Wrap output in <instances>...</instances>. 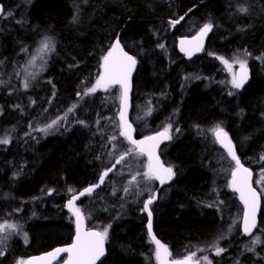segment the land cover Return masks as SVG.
I'll list each match as a JSON object with an SVG mask.
<instances>
[{"label":"trees","instance_id":"16d2710c","mask_svg":"<svg viewBox=\"0 0 264 264\" xmlns=\"http://www.w3.org/2000/svg\"><path fill=\"white\" fill-rule=\"evenodd\" d=\"M13 2L0 0L4 10ZM20 3L15 0L18 7L13 8V15L0 18V131H6L13 142L0 149V222L18 226L9 235L0 234L6 237L0 247L5 253L0 256V264H21L31 254L69 243L74 223L66 204L99 183L102 172L112 166L122 149L132 147L120 137L113 149L117 156L107 161L112 127L111 133L101 129L91 137L89 125L112 109L108 95L113 91L116 94L118 87H108L111 91L107 94L84 95L99 78L103 56L118 32L123 47L137 58L130 119L136 98L148 100L158 109L150 122L170 116L180 131L178 137L171 131V139L159 148L174 175L150 205L155 235L172 253L171 259H181L186 255L183 250L207 246L222 235L229 216L242 208L236 194L226 188V166L233 161L207 134L212 124L220 122L237 156L252 170L262 207L254 232L245 235L242 228H236L221 242L225 251L211 255L210 260L212 264H264V180L260 178L264 175V161L260 159L264 154V63L251 83L235 89L222 80L219 83L210 62L231 55L247 58L245 50H260L264 42V0ZM240 7L248 11L242 13ZM181 16L184 19L180 23L170 24ZM209 22L213 28L207 47L200 55L185 60L177 51V38ZM37 34L41 36L37 38ZM45 36L54 38L55 51L44 57L45 70L37 79H28L26 89L20 85L18 68L29 61ZM191 72L197 79L188 87L181 86V77ZM74 105L71 130L61 127L40 141H26L29 118L44 124L65 115ZM133 124L137 136L159 131L155 127L140 131L138 124ZM21 138L26 140L22 142ZM138 157L143 164L144 155L127 157L110 173L111 180L106 178L94 193L80 196L76 202L87 228L100 232L108 229L107 254L100 264H157L143 210L144 194L151 187L138 176L139 186L130 187L128 193L123 191L135 171L143 168L137 163ZM254 235L261 243L250 252L246 246H252Z\"/></svg>","mask_w":264,"mask_h":264},{"label":"snow or ice","instance_id":"6c2138e0","mask_svg":"<svg viewBox=\"0 0 264 264\" xmlns=\"http://www.w3.org/2000/svg\"><path fill=\"white\" fill-rule=\"evenodd\" d=\"M87 2V0H84ZM240 12L246 13L248 11L245 7H240ZM6 14L4 12V8L0 5V18H3ZM184 17L181 16L176 20H171V25H176L183 20ZM73 20L76 21L77 17H73ZM213 24L211 22L204 24L196 36L192 37L191 40H181V51L186 52L188 55H191L193 51H201L203 49V38L212 30ZM189 45L188 48H185V45ZM55 40L52 37L45 36L39 43V47L36 49V54L33 55L29 61L28 65L32 66L36 64L37 59L44 60L46 54L55 51ZM160 48H164L163 44L159 45ZM27 51V49H25ZM210 55H214L210 53ZM245 56H250L251 53L245 50ZM221 61V63L225 66V68L232 72V80L231 84L236 89H241L245 81L248 79L247 74V60L241 59L240 57L232 58V61L229 62V59L224 57H217ZM257 59H264V55L261 57H257ZM46 63V61H45ZM233 64H239L240 73L233 72ZM136 65V59L129 55L124 48L121 46L120 40L117 37L108 50L107 54L103 56V73L96 80L95 84L91 87H88L84 92V95L93 94L97 91L98 88L104 87L107 90L110 85H120L121 95L120 100L122 104V110L120 112V120L121 123L119 125L120 132L119 136L124 137L128 140V142L132 145V147L126 149L123 153H121L111 167L105 169L99 177V183L96 185H92L83 190V192L79 193V196L87 194H91L95 188H99L104 182L105 178L108 177L109 173L113 172L117 165H120L122 162L126 160L127 157L135 154L136 156L147 155L148 162L146 165V171L143 173L136 172L131 176V179L128 182V187H125L123 191L125 193L129 192V188L133 186H139L140 181H137V176H142L143 181L148 182L149 184L153 180H158L161 185H163L167 180H171L174 173L171 167H165L164 164L160 161V157L156 154V148L159 146L161 140L171 139L169 135V131L171 129V125L169 124L164 128L162 132H157L153 136H146L142 140H136L132 137V125L128 123V121L124 118L125 113L123 111L124 108L127 107L128 102V93L130 89V76L132 70ZM26 71V70H25ZM35 73H27L26 78L24 80V88L29 87V81L27 76H31L35 78ZM2 83V81H0ZM233 93H229L232 95ZM79 96L80 93H77ZM75 108H69L68 112H72ZM151 110H149L150 112ZM65 117L60 119H65ZM58 120H53L51 124L47 125L45 129H40L41 131H47L48 128H52L54 125L58 124ZM79 123L83 124V121H79ZM176 131H179L177 129ZM213 135L217 142H219L227 151L228 155L235 161V169L232 171V181L230 183V187L233 188L234 191L238 192L240 195L241 201L244 203V215H243V232L247 235L252 234V230L257 227L256 223V210L259 206V195L255 188L252 187L250 183L252 173L248 168H245L241 162L239 157L236 154L235 147L232 144L231 139L228 136V133L224 130L221 125L217 124L212 130ZM117 139L116 136H112L110 138L111 141H115ZM10 137L4 136L0 138V144H9ZM115 147V145H113ZM260 159L264 161V154L261 155ZM262 180H264V175H262ZM69 191H72L71 189ZM79 196H73L71 200L68 202V207L70 209L73 208V201L79 198ZM156 199V196L153 194L149 199L144 202V210L148 211L149 223H148V232L152 241L155 244V258L158 261V264H169V257L172 256V253L169 251L166 245L162 244L160 240H158L155 235L152 233V212L149 209V205L153 203V200ZM74 214L77 217V234L74 242L71 245L63 248H57L53 252L47 253L46 256L48 258H55L60 253H67L68 257L64 261V264H96V261L104 255V242L107 238L108 229L105 228L104 231H88L83 232L81 230V221H82V213L79 208L74 209ZM110 227V226H109ZM18 228L15 224H0V233L5 232L6 229L16 231ZM6 237H0V247H3L4 240ZM25 239H27V235L25 234ZM261 240L259 236H253L251 241V247L246 246V250L250 252L255 251V245L260 244ZM225 251L224 248L219 247L217 244L215 246V254L220 255ZM5 253L3 250H0V256H3ZM196 257V253L192 252L188 256H185L183 259H172L170 264H201V259L206 261L207 264H212V262L208 259L207 256L202 258L193 259ZM35 260L43 261L45 257L33 258ZM31 264V262H29Z\"/></svg>","mask_w":264,"mask_h":264},{"label":"rangeland","instance_id":"374dc122","mask_svg":"<svg viewBox=\"0 0 264 264\" xmlns=\"http://www.w3.org/2000/svg\"><path fill=\"white\" fill-rule=\"evenodd\" d=\"M14 2H15V0H14ZM14 2L11 5L8 6L9 8L7 10H4V12L6 14H9L10 13V15H5L4 17H8V16L13 15V11H14L13 8L16 9L18 7V6H15ZM22 2L24 3L25 0H21V3ZM38 47H39V45L37 46V48ZM36 49L34 50V52L31 55V57L36 54ZM47 55L48 54L45 55V58L47 57ZM234 57H237V55H231L229 58H226V59H229V62H231L232 61V58H234ZM238 57H240L241 59H246V60L248 59V56H247V58H244L242 56H238ZM44 63H45V61L40 60L38 58L35 65L29 66L28 65V61H25V63H23L18 68V72H20V75H21V76L19 75L20 76V81H21L20 85L22 87H24V80L26 78L27 73H35L36 74L35 75V78H33L32 80L37 79L40 75H42L43 71L45 70L44 69V66L46 65ZM238 65L239 64H233V72H234L235 67L238 66ZM222 66H223L222 67V77L223 78L220 79L219 83L222 80L223 83H225L227 86H229V87L232 88L233 87L232 84H231L232 72H229L225 68V66L223 64H222ZM31 78H32L31 76H27V79H31ZM196 79H197V77L196 76H192L191 73L189 74V76H187L185 78L184 77H181V82H182V85L181 86H183V87L184 86H187L188 87ZM222 82H221V84H222ZM113 87H118V86H113ZM110 91H111L110 88H107V90H105L104 87H100V88L97 89L96 92H102L104 94H107ZM113 92H111V94L108 95V99H107L108 101H111L112 109L109 110L107 114H103L102 116L99 115L97 117V120H96L97 123H94V125H89L90 126V129H91V137L96 132L99 133V131L101 129H102V132L103 133H106V134L108 132L111 133L110 132V127H112V133H111L109 139L112 136H116L117 139L115 141H111V143H110L111 144V147L109 145L108 148H107V153L105 154V159L107 161L110 160L112 157L114 158V157L117 156V152H115L113 149L115 147H117L118 140L121 137V136H119L120 127H119V120H118V106H119L120 89L119 88H116L115 89L116 94H113ZM93 94H89V95L91 96ZM137 99L138 98H136V101L133 104V111H132V114H131V119H132L133 122H135V123L138 124L137 125L138 130L143 131V130L149 129L150 127H155L157 130H160V129H163L164 130V128L170 124L171 125V129H170L169 133L171 131H173V137H178L179 136L180 131H176L178 128H177V126H173V124L171 123L172 118H170V116H167V117L164 118L163 117L164 115H162L160 117V119L155 120V121L153 120V122H150L152 120V118H154L155 114L158 112V109L155 106L153 107V105L151 104V102L150 101L148 102V100H146V101L143 102L140 99H139V101ZM149 110H151V111L149 112ZM66 114H67V117L65 119H60V118L65 117V115H60V116L54 118V120H58L59 121L58 124L57 125H54L52 128H48L46 132L45 131H41L40 129H45L47 127V125H49V124L52 123L53 120H51V121H49L47 123L42 124L41 123L42 120H40V119H36L35 120L34 118H29L30 130L25 135V138L27 140L24 139V138L23 139L21 138L22 142H24L25 140L26 141H29V142H32L34 139H39L38 141H40V140L44 139L45 136H49V135H52V134H56L57 132L60 131L61 127L65 128V129H68V130H71L72 127H73V116H72V113L71 112H68ZM113 118H115L116 120H115V122H112L111 123V119H113ZM217 124L221 125V127H222V124L220 122H216V123L212 124V126L208 129L209 131H208L207 134L211 138L212 143L215 142L216 144H220L219 142L216 141L215 136L213 135V133L211 131ZM80 125L82 127H85L86 126L85 123H83V124L80 123ZM100 125H101V128L99 127ZM4 136H9V135L6 133V131H4V132L3 131H0V138H2ZM100 137H102V136H100ZM17 138L20 139V136L19 137L17 136ZM121 138H123V137H121ZM105 141L107 142V138H105ZM11 143H13V142H12V138L10 137V143L9 144H6V145L5 144H0V149L5 148L6 146L10 145ZM100 145H101V143H99V142L96 143V146H97L98 150L101 149V148H99ZM113 145H115V147H113ZM123 152H124V148L122 149V152L121 153H123ZM140 160H141L140 157H138L137 158V163L142 164L140 162ZM142 165H143V168L141 170H139L140 173H143L144 171L147 170L146 169L147 160H144V163ZM228 165L229 166H226V170L228 171L229 176H228V180L226 182L227 183L226 184V188L227 189H231V187H230V177L232 175V171L235 169V165H234V163L228 164ZM117 170L119 171V169H117ZM260 172L263 173V170L260 171ZM135 173H136V171H135ZM109 175H110V173H109ZM109 175H108V177H106L107 179H109ZM260 178H262V176H260ZM109 180H111V179H109ZM137 180H138V178H137ZM147 184L149 185V187H151V190H150V192L148 194H144V196H145L144 198H147V197L152 196L153 190H154V186H155V180H153L150 184L147 182ZM97 189L98 188H95L92 193H94ZM81 192H83V190ZM86 194L87 193H85V195ZM76 196H79V194H77ZM77 200L78 199H76L75 201H73V208L72 209H70L68 207V203L66 204V208H67L70 216L72 217L73 221H74V217H75L74 209L75 208H78L77 205H76ZM143 210H144V208H143ZM82 216H83V213H82ZM242 218H243V208L238 207V208H236V210L233 211L232 215L229 216V220H228V222L226 224V231H224L222 233V235H217V239L211 240V242L207 246L198 247V248H195V250H192L191 249L190 251L183 250L182 253L183 252H186V255L185 256H188L190 253L195 252L196 253V256L197 255H200L199 258H202L204 256H207L208 259L210 260L211 255H215V246L218 244L219 247H220L221 242H223L224 240H226L229 237V235L233 231H235L236 228H242ZM5 223H7V224H13L12 222H6V221L0 222V224H5ZM11 231L12 230L6 229L5 232L0 233V234L1 235H9L11 233ZM254 236H257V235H254ZM198 253H200V254H198ZM153 254H154V257H155V251L153 252ZM193 259L195 260V257ZM155 260H156V258H155ZM201 264H207V262L206 261H203L201 259Z\"/></svg>","mask_w":264,"mask_h":264},{"label":"water","instance_id":"95a60500","mask_svg":"<svg viewBox=\"0 0 264 264\" xmlns=\"http://www.w3.org/2000/svg\"><path fill=\"white\" fill-rule=\"evenodd\" d=\"M0 5H2L3 6V4L2 3H0ZM4 8V7H3ZM199 32V30L198 31H196L195 33H193V34H190V35H183V36H180V37H178L177 38V41H176V47H177V51H178V53L185 59V60H188V59H192L193 57H196V56H198V55H200L203 51H204V49L207 47V41H208V38H209V35H210V32L203 38V49L201 50V51H193V53L191 54V55H188L186 52H184V51H181V40H191L192 39V37H194V36H196L197 35V33ZM119 38V40H120V37H119V32L116 34V36H115V38H114V40H113V43H114V41H115V39L116 38ZM112 43V44H113ZM121 43V42H120ZM112 44H111V46H112ZM121 46H122V44H121ZM123 47V46H122ZM189 47V45H185V48H188ZM124 48V47H123ZM110 49V48H109ZM124 51H126L129 55H131V56H133L135 59H136V65H135V67H134V69L132 70V73H131V76H130V89H129V93H128V102H127V107L126 108H124L123 109V111H124V113H125V119L128 121V123H130L131 125H132V132H131V135H132V137L134 138V139H136V140H142V139H144V137H146V136H153V135H155L157 132H155V133H152V134H149V135H141V136H137L136 135V131H135V128H134V126H133V124H132V122H131V120H130V110H131V106H132V104H131V97H132V87H133V73H134V71H135V69H136V67H137V58L132 54V53H130V52H128L125 48H124ZM108 52V51H107ZM107 54V53H106ZM102 64H103V60H102ZM102 64H101V70H100V75L103 73V67H102ZM240 68H239V66L236 68V70H235V73H240ZM247 74H248V79L245 81V84H244V86L248 83V81L250 80V74H249V71L247 70ZM110 86H114V85H110ZM115 86H118V88L120 89V85H115ZM243 86V87H244ZM109 87V86H108ZM120 95H121V89H120ZM121 110H122V104H121V100H120V96H119V106H118V120H119V125H120V123H121V120H120V112H121ZM163 131V130H162ZM162 131H158V132H162ZM229 136V135H228ZM229 138H230V136H229ZM231 139V138H230ZM125 140H126V142L128 143V144H130L129 142H128V140L125 138ZM169 141V139L168 140H161V142H160V144H159V146L156 148V154L160 157V154H159V148L162 146V145H164L165 143H167ZM232 141V140H231ZM232 144L234 145V143H233V141H232ZM131 145V144H130ZM221 145V144H220ZM132 146V145H131ZM222 146V145H221ZM235 147V146H234ZM222 148L226 151V149L222 146ZM235 151H236V149H235ZM227 152V151H226ZM228 154V153H227ZM237 154V153H236ZM145 157H146V159H147V162H148V158H147V155L145 154L144 155ZM229 156V155H228ZM230 157V156H229ZM230 159L232 160V158L230 157ZM160 161L164 164V166L165 167H169V166H167L163 161H162V159H161V157H160ZM233 161V160H232ZM234 162V164H235V161H233ZM240 162H241V160H240ZM241 164L245 167V168H248L246 165H244L242 162H241ZM235 167H236V165H235ZM249 169V168H248ZM250 170V172L252 173V170L251 169H249ZM173 178V177H172ZM172 180V179H171ZM171 180H167L163 185H161L160 184V182L158 181V180H155L156 181V183H157V186H156V189L154 190V195L156 196V199H154L153 200V202H155L156 200H157V196H158V193H159V191L161 190V188H163L164 186H166L167 184H169L170 182H171ZM231 181H232V175H231V177H230V183H231ZM250 183L252 184V187L253 188H255V186H254V183H253V173H252V175H251V180H250ZM231 189L233 190V188L231 187ZM256 189V188H255ZM234 191V190H233ZM256 191H257V193H258V195H259V206H258V208H257V210H256V223L258 222V217H259V213H260V210H261V207H262V197H261V194H260V192L256 189ZM235 193H236V195H237V197H238V200L240 201V203L242 204V206H243V215H244V210H245V207H244V203L241 201V199H240V195H239V193L238 192H236V191H234ZM150 198V197H149ZM149 198H147V199H149ZM146 199V200H147ZM145 200V201H146ZM148 210H150L151 211V208L149 207V209ZM145 211V213H146V215H147V221H146V229H147V233H148V236H149V232H148V223H149V217H148V211H146V210H144ZM152 212V211H151ZM151 222H152V233H153V235H155V233H154V230H153V216L151 217ZM255 229V228H254ZM253 229V230H254ZM81 230L83 231V232H88V231H96V230H94V229H91V228H87V226H86V223H85V219L83 218V216H82V221H81ZM252 230V231H253ZM242 231H243V218H242ZM76 234H77V217H76V215H75V218H74V235H73V237H72V239H71V241L69 242V243H66V244H62V245H57V246H54V247H52V248H50V249H48V250H46V251H43V252H40V253H37V254H31L29 257H27L21 264H29V262H31V264H64V261L67 259V257H68V254L67 253H60V254H58L55 258H48L47 256H46V254L47 253H50V252H53L55 249H57V248H63V247H67L68 245H71L73 242H74V240H75V237H76ZM155 237L158 239V240H160L156 235H155ZM149 239L151 240V242H152V244L154 245V247H155V244H154V242L152 241V239H151V237L149 236ZM161 241V240H160ZM162 243V242H161ZM163 244V243H162ZM165 245V244H164ZM106 254H107V250H106V242H104V255L103 256H101L97 261H96V264H100V262L105 258V256H106ZM38 257H45V259L43 260V261H41V260H35V259H33V258H38ZM171 258L169 257V264H170V262H171ZM157 264H158V261H157Z\"/></svg>","mask_w":264,"mask_h":264},{"label":"flooded vegetation","instance_id":"af4514ba","mask_svg":"<svg viewBox=\"0 0 264 264\" xmlns=\"http://www.w3.org/2000/svg\"><path fill=\"white\" fill-rule=\"evenodd\" d=\"M249 53H251V55L249 56V58L247 60L246 67H247V70L249 71V74H250V80L248 83H251L253 76L255 75V72H258L259 68L262 67V65L264 63V59H257V57H261L262 55H264V42L261 45L260 50L255 52L254 50L251 49V51ZM210 62L214 63L213 72L215 73V77L220 81V77L223 78L222 77V67L223 66L221 64V61H210ZM238 66L235 67L234 72ZM191 75L195 76L194 72H191ZM232 88H234V87H232ZM241 89H243V88H241Z\"/></svg>","mask_w":264,"mask_h":264},{"label":"bare ground","instance_id":"6f19581e","mask_svg":"<svg viewBox=\"0 0 264 264\" xmlns=\"http://www.w3.org/2000/svg\"><path fill=\"white\" fill-rule=\"evenodd\" d=\"M4 7V6H3ZM198 30H200V28L198 29ZM197 30V31H198ZM42 33L41 34H43V31H41ZM40 33V32H39ZM38 36H41V35H39V34H37V38H38ZM40 38V37H39ZM115 38V37H114ZM205 50V49H204ZM249 82V81H248ZM115 86V85H114ZM109 87H113V86H109ZM245 87V86H244ZM243 88V87H242ZM130 112H131V110H130ZM131 120V119H130ZM132 122V121H131ZM132 124H133V122H132ZM133 126H134V124H133ZM134 128H135V126H134ZM135 131H136V128H135ZM150 134H152V133H150ZM147 135H149V134H147ZM124 138V137H123ZM125 139V138H124ZM161 157V156H160ZM162 159V158H161ZM163 161V160H162ZM164 162V161H163Z\"/></svg>","mask_w":264,"mask_h":264}]
</instances>
